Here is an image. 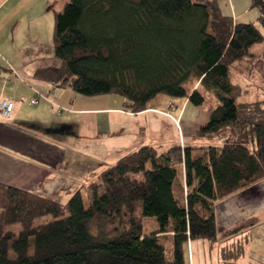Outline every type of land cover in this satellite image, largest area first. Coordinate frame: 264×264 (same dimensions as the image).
Listing matches in <instances>:
<instances>
[{
	"label": "trees",
	"instance_id": "1",
	"mask_svg": "<svg viewBox=\"0 0 264 264\" xmlns=\"http://www.w3.org/2000/svg\"><path fill=\"white\" fill-rule=\"evenodd\" d=\"M252 7L261 28L225 13L222 0L52 7L59 63L38 67L37 80L119 95L134 114L160 95L218 104L191 141L140 146L105 168L88 197L78 190L60 202L0 181V264H187L190 241L218 240L217 203L264 179V100L240 101L245 88L233 80L239 63L249 78L264 59L254 51L264 43V0Z\"/></svg>",
	"mask_w": 264,
	"mask_h": 264
},
{
	"label": "crops",
	"instance_id": "2",
	"mask_svg": "<svg viewBox=\"0 0 264 264\" xmlns=\"http://www.w3.org/2000/svg\"><path fill=\"white\" fill-rule=\"evenodd\" d=\"M57 2L0 0V101L15 103L11 118L0 115V181L63 202L78 190L90 196L85 187L100 182L105 168L145 145L137 137L138 116L147 111L169 117L168 111L177 114L170 104L179 101L160 95L134 114L119 95L86 97L34 78L38 67L52 65L45 51L54 42L45 29L52 30ZM38 92L43 96L31 103ZM115 115L129 118L130 125L123 126ZM216 223L223 248L246 241L243 255L234 252L228 260L264 264V179L219 201Z\"/></svg>",
	"mask_w": 264,
	"mask_h": 264
},
{
	"label": "rangeland",
	"instance_id": "3",
	"mask_svg": "<svg viewBox=\"0 0 264 264\" xmlns=\"http://www.w3.org/2000/svg\"><path fill=\"white\" fill-rule=\"evenodd\" d=\"M65 3L66 0H58V2L54 4V7L57 9L62 8ZM222 6L225 13L238 16L236 17L238 21L245 23L253 22L261 28L259 22L260 11L258 8L252 7V0H222ZM52 24V30H48V28L47 30L45 29V34L51 36L53 40L55 16L52 19ZM49 48L47 47L45 51V54L49 56L46 62H49V64H58L59 60L54 56V47L52 46ZM263 49L264 43L254 46V51L257 53H261ZM51 57H53V59L49 60ZM258 65V71L249 78L243 75L246 69V64L244 62L238 64L239 69H242V71H238L239 73L234 71V82L240 83L245 88L244 96L240 101L256 103L257 101L264 100V59H260ZM177 101H179V104H170V110H176L177 114L171 111L165 113L167 116L171 117L172 120L169 117L158 115L157 113H146L147 111L144 112V115L138 116L136 118V126L137 128L139 127L140 131L139 134H137L138 140H145V145H153L160 152L169 149L171 146L191 141L195 130L208 121L207 111L209 107L218 104V99L213 95H208L206 101L200 106L188 103L186 99H178ZM114 119L118 120L123 126L127 122L129 126L131 122L129 118L123 115H115ZM132 125L133 124H131V126ZM85 188L89 190V185ZM46 218L51 219V216H47ZM46 218H42L38 222ZM149 223V221H146L145 224L147 232L150 230ZM192 242L193 246L190 241L189 251L187 250L186 252L187 264H190L189 259L191 260V253V261L193 262V259L197 261L202 260V264H235V262L239 260V257L243 255L242 251L239 253L240 249H237L235 252V244L233 242H231L233 245L230 244L228 247L231 248L232 254L235 252L239 257L234 258V256H232L229 260L227 258L223 260L222 255L223 253H227L225 251L226 248H223L224 246L221 245V243L218 244V241L213 244L205 239H198ZM244 246L246 248V241L244 242ZM222 249H224V252ZM242 261L246 262L245 260ZM198 263L201 264V262H197V264Z\"/></svg>",
	"mask_w": 264,
	"mask_h": 264
},
{
	"label": "built area",
	"instance_id": "4",
	"mask_svg": "<svg viewBox=\"0 0 264 264\" xmlns=\"http://www.w3.org/2000/svg\"><path fill=\"white\" fill-rule=\"evenodd\" d=\"M37 94L38 95L36 97L32 98L31 103L36 104L38 102L39 98L41 96H43L42 93L38 92ZM14 107H15L14 101H12L10 99H2L0 101V115L4 119L11 118L13 111H14Z\"/></svg>",
	"mask_w": 264,
	"mask_h": 264
}]
</instances>
